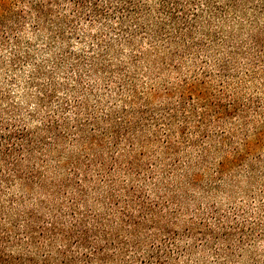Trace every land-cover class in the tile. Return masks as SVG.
<instances>
[{
  "label": "rangeland",
  "instance_id": "374dc122",
  "mask_svg": "<svg viewBox=\"0 0 264 264\" xmlns=\"http://www.w3.org/2000/svg\"><path fill=\"white\" fill-rule=\"evenodd\" d=\"M145 2L161 33L115 15L61 36L31 12L0 29L4 122L61 125L0 188V231L36 229L12 262L264 264V0H174L172 22Z\"/></svg>",
  "mask_w": 264,
  "mask_h": 264
},
{
  "label": "trees",
  "instance_id": "16d2710c",
  "mask_svg": "<svg viewBox=\"0 0 264 264\" xmlns=\"http://www.w3.org/2000/svg\"><path fill=\"white\" fill-rule=\"evenodd\" d=\"M14 1L17 0H0V10H2L0 11V29L7 28L10 31L11 25L21 26L23 20L28 16V12L35 15L38 23L57 22L61 36L64 35L63 28L74 26L82 19L90 20V22L108 20V17L115 15L118 16L119 29L122 30L128 27L126 21H134L140 26L139 29L149 30L154 35L161 33L168 24L163 19H157L156 22L141 25L152 14V9L145 2L148 0H32L29 2L28 8L22 13L11 11L10 6ZM156 5H159L157 14H167L171 16L169 22L175 21L172 13L174 10L176 11L174 14H177L178 2L158 0ZM59 123V120L53 116L44 119L43 127L37 129L39 130L38 137L37 130H30L25 123L21 124L15 120L4 122L0 115V188L5 185L12 186L13 183L19 181H22L21 184H26L33 178V172H23L19 168L20 163L26 156L33 154L37 148L43 150L49 141H56L60 138L59 132H57L61 126ZM128 127L132 128L131 126ZM96 219L102 220L97 216ZM94 229L95 234L102 235L98 226L94 225ZM46 231L48 230L46 229ZM43 232H45L44 229L40 230L39 234L41 235ZM35 233L36 229L34 230V227L27 222L21 237L20 234L12 235L10 230L0 231V264H39V262L34 261L35 258L30 251H22L17 255L15 262H12L10 256L5 254L6 250L3 249V246L9 243L15 246L20 244V248L27 249L26 247L35 241ZM98 250L101 249L98 248Z\"/></svg>",
  "mask_w": 264,
  "mask_h": 264
}]
</instances>
